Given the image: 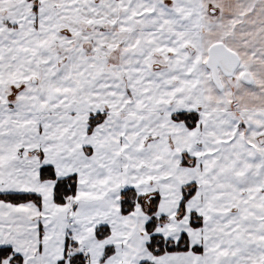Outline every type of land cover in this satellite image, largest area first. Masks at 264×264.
I'll use <instances>...</instances> for the list:
<instances>
[{
	"label": "snow or ice",
	"instance_id": "snow-or-ice-1",
	"mask_svg": "<svg viewBox=\"0 0 264 264\" xmlns=\"http://www.w3.org/2000/svg\"><path fill=\"white\" fill-rule=\"evenodd\" d=\"M0 264H264V0H0Z\"/></svg>",
	"mask_w": 264,
	"mask_h": 264
}]
</instances>
